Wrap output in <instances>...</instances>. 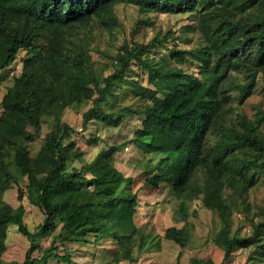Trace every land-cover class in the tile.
Returning <instances> with one entry per match:
<instances>
[{
	"label": "trees",
	"instance_id": "16d2710c",
	"mask_svg": "<svg viewBox=\"0 0 264 264\" xmlns=\"http://www.w3.org/2000/svg\"><path fill=\"white\" fill-rule=\"evenodd\" d=\"M120 4L135 7L145 25L152 15L193 13L202 41L180 48L181 37L168 31L146 44L124 42L111 55L97 33L120 25ZM166 43L172 46L165 45L164 57L148 56ZM95 51L108 62L93 59ZM18 58L20 74L0 101V260L10 226L29 241L18 264H47L54 257L69 262V253L58 255V247L89 244V235L93 242L114 239L129 260L134 247L147 244L145 251H151L157 245L135 223L136 178L117 168L120 147L105 142L85 161L74 138L78 131L61 121L66 109L88 104L81 131L89 125L116 128L133 115L139 124L130 140L148 157L144 184L167 188L183 220L189 203L199 199L222 223L214 236L221 262L193 258L191 264H225L238 249L252 251L244 264H264V207L253 214L250 206L251 192L264 187V110L250 118L233 105L249 97L257 78L264 80V0H0V81ZM133 64L140 70L137 79L125 76ZM124 84L133 102L104 109ZM43 117L53 124L41 137ZM87 142L104 141L97 130ZM11 164L25 178L26 193ZM14 186L15 208L3 200ZM31 206L44 216L33 229L27 222ZM235 209L247 217L248 233L232 232ZM57 228L56 238L34 257L37 235ZM163 237L184 249L191 234L185 223L168 227Z\"/></svg>",
	"mask_w": 264,
	"mask_h": 264
},
{
	"label": "rangeland",
	"instance_id": "374dc122",
	"mask_svg": "<svg viewBox=\"0 0 264 264\" xmlns=\"http://www.w3.org/2000/svg\"><path fill=\"white\" fill-rule=\"evenodd\" d=\"M119 18L120 25L112 32L97 33V41L103 51L114 55L117 49L124 42H139L149 43L155 36L159 39L168 31H172L174 35H179L181 38L176 42L180 48H191L201 43L199 32L196 29V15L193 13L186 14H156L151 17V24L145 25L139 21V14L135 7L120 4L115 8ZM146 18H143L145 20ZM171 47L170 43L157 44L152 47L148 53L149 57L156 55L157 58L164 57L167 54L165 48ZM92 53L93 59L106 63L107 58ZM186 69H192V66L185 65ZM21 63L19 58L8 68L2 75L0 81V101L6 92L7 88L12 85L13 78L20 74ZM108 70V68H106ZM140 70L135 64L131 65L127 73L128 78H139ZM117 95L108 98L102 104L104 109L116 110L118 106L124 107L133 102L130 96H126L128 89H115ZM234 108L240 112L246 113L250 118H253L258 109L264 110V80L257 78L256 84L253 87L252 93L239 104L238 100H233ZM88 104L80 106L74 105L66 109L61 121L74 127L78 134L74 137L77 148L83 152L85 161L91 160L102 147H106V143L111 144L116 142V146L120 147L115 153L117 160V168L125 174V176H134L136 182L133 185V191L137 193V213L135 223L137 226H142L144 233L154 236L152 244H157L153 250L145 251L147 244L143 245L141 250L138 247L132 249L133 260L126 259L122 256L120 247L114 239L105 238L98 242H93V236L87 238L91 241L89 244L75 243L66 244L63 247L59 246L57 253L63 256L65 252L69 253L70 261L62 262L57 258H51L47 264H175L176 258L181 253L180 264H191L193 258L205 259L210 258L216 263H220L223 257V251L219 249L214 242V236L219 231L222 223L218 217L210 210L204 208L199 199L189 203L185 220H183V212L179 211L178 202L174 200L171 192L160 184L159 188L147 186L144 184V178L141 172L144 170L143 164L148 160L130 140L133 130L138 126L137 119L127 114L122 119L121 123L116 128L89 125L87 130L81 131V113L87 108ZM116 107V108H115ZM53 120L48 117L42 118L41 137L46 135L52 128ZM262 131L264 133V122L262 123ZM100 131L102 141L94 146L87 142V136L91 133ZM106 142V143H105ZM40 143V138L34 141V147ZM36 150V149H35ZM33 150V152L35 151ZM32 152V153H33ZM74 163H79L74 161ZM10 168L14 174L19 186L25 191V178L22 177L13 164ZM3 200L11 207L15 208L18 205L17 187L14 186L3 194ZM251 213H256L260 207H264V187L259 186L250 194ZM247 213V212H246ZM252 216V214L250 215ZM43 214L36 206H31L30 215L27 222L29 228L41 224L43 222ZM232 232H237L240 235L248 233L249 225L247 217L243 211L237 209L232 213ZM186 223L189 228L191 238L188 245L181 249L178 245L163 237L165 230L168 227H182ZM59 229L55 232L46 235H37L39 241V249L33 253L34 257L42 255L41 250L48 247L53 238H56ZM6 249L1 257L0 264H18L24 259L26 249L29 247V241L26 237L17 232L15 226H10L7 230ZM119 251L121 259L116 258V253ZM251 250L238 249L233 253L232 259L225 264H244L251 257ZM261 261V260H260Z\"/></svg>",
	"mask_w": 264,
	"mask_h": 264
}]
</instances>
